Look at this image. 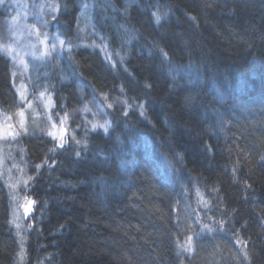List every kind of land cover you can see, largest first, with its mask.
Wrapping results in <instances>:
<instances>
[{
    "label": "trees",
    "instance_id": "obj_1",
    "mask_svg": "<svg viewBox=\"0 0 264 264\" xmlns=\"http://www.w3.org/2000/svg\"><path fill=\"white\" fill-rule=\"evenodd\" d=\"M16 1L0 3V36L12 31ZM55 1L50 32L74 35L86 7L102 37L78 50L84 75L103 88L123 83L118 95L138 103L106 137L75 128L78 117L55 151L47 137L19 138L33 157L25 171L35 203L21 264H264V0ZM103 49L123 56L116 73ZM12 68L0 55L7 114ZM29 69L22 78L37 95L45 77ZM56 93L53 118L79 107L72 85ZM9 213L0 179V264L20 258Z\"/></svg>",
    "mask_w": 264,
    "mask_h": 264
},
{
    "label": "rangeland",
    "instance_id": "obj_2",
    "mask_svg": "<svg viewBox=\"0 0 264 264\" xmlns=\"http://www.w3.org/2000/svg\"><path fill=\"white\" fill-rule=\"evenodd\" d=\"M25 1H29L31 4L34 3V7H33L34 15H31L30 13L27 12V10L23 9L24 3H22V0L20 2L16 1L13 3L15 12L12 14V16L14 15L15 17V20L12 21V23H10V26L12 27V31L9 33V37L15 41V43L12 44V46L15 49L16 53L19 54L21 53V50L23 48L22 46L27 45V38L25 36H22L21 38L20 37L21 34H27L29 36L28 41H30L31 44L34 43L33 35L29 34L32 24L26 26V29L23 28L24 24L29 23L31 20L39 21L41 24L45 20H51V18L55 13V11H53V5L55 4V6L57 7L55 0H25ZM20 3L22 4V7H19ZM87 10L88 9L86 7L81 9L76 19L77 29H79V34L77 36L76 42L84 47L90 46L91 48H95L98 47L96 43H98L100 46L102 37L96 30L93 29V26L89 19V13ZM1 23L2 22H0V25ZM14 36H18L20 38L18 39V37L15 38ZM92 37L95 38L93 40L94 43L91 42ZM17 41L19 42V44H16ZM41 50H43V48H41ZM100 51L103 53L104 58L107 60L110 66L113 63L116 66H118L119 63L123 60V56L119 54V52H117L112 56H106L105 54L107 53L106 50L103 49ZM21 57H23L25 61L29 63L31 62L30 57H26L23 54H21ZM33 69L34 72H37L39 70L36 68ZM13 72L16 73L15 76L12 75ZM22 73H23V66L17 65L15 62H13V68L10 70V79L12 82V88L14 89V92L17 95V99L11 114L3 113L0 111V126L7 127L8 124H12L14 125V128L12 130L20 132V135L15 138H13L12 136L0 137V179L5 185V188L9 196V201H10L9 223L12 229L14 230V232L18 235V241L20 244V253H19L20 258L18 260V264H21L23 260L22 248L25 243L23 232L28 231L27 220L29 219V216L32 212V208L35 203L28 196V192H27L29 188L28 177L30 176L27 175L25 171L27 166L26 158L28 156L30 157L32 156L29 152V149L24 148L23 146L22 149H20V147L17 144L21 136L35 137L41 135L51 139L45 134V132L47 128L50 127V123H51V121H49L48 119V116L49 115L52 116L51 110L55 109L54 107L52 109H46L43 107V104L36 99V96L38 94L33 95V93H31V91L29 90L24 79L22 78L23 77ZM45 79L46 78H42V80L40 81L42 82ZM21 86H23L22 89ZM18 89H21L22 91L25 92V96L27 100L32 101L31 109L24 108L25 126L27 128L26 134L20 131L19 128L20 118L16 115V113L21 108L24 107V101L21 100L20 95L18 94ZM72 109H70L71 111L67 112L68 119L65 124V127L67 129L70 125L69 123L73 121L75 118L78 117L84 118V116H87L92 119L91 113L85 112L83 114H80L79 112H73ZM64 115L56 114L55 116L57 118H53L52 116L53 121L58 123L60 118L63 117ZM95 122H101V121H95ZM67 138H68V131H67L66 142H67ZM19 145L21 144L19 143ZM12 185H15V187H12Z\"/></svg>",
    "mask_w": 264,
    "mask_h": 264
},
{
    "label": "clouds",
    "instance_id": "obj_3",
    "mask_svg": "<svg viewBox=\"0 0 264 264\" xmlns=\"http://www.w3.org/2000/svg\"><path fill=\"white\" fill-rule=\"evenodd\" d=\"M3 0H0L2 3ZM53 11H57L55 4L53 5ZM55 16L51 20H55ZM159 20V17H157ZM51 21L45 20L42 24H34L30 28V35H33L34 43L22 48L21 54L31 58V62L25 61L28 68L34 67L42 70L40 75L46 79L41 82L40 87H47L51 95L54 97L53 107H56V85L63 88L65 85H72L75 94V105L82 106L73 108V112H79L80 114L85 113L84 107L87 106V113L92 114V119H88L84 116L80 123L75 125V128L79 129L81 125L87 128L89 132H101L105 137L111 132H115L117 125L115 120L119 117L127 118L129 111L131 110L134 103H138L133 100L131 103L124 95L126 92L123 83L117 82L112 88H103L97 86L93 81L84 75L82 70V61L79 55V48L82 47L76 42L79 34V29L74 30V35L68 36L58 31H49L48 24ZM43 41V44L40 43ZM8 35L0 36V44H14ZM47 49L43 56H34L33 52L41 51V48ZM9 63L14 61L11 57L0 53ZM111 70L116 73V65L111 64ZM127 71V69H124ZM39 79V77H37ZM89 80V90L85 91L82 82ZM39 90V88H38ZM68 93H63L64 101L67 100ZM139 103H143L142 101ZM89 105L91 107H89ZM64 108V104L61 105ZM95 110V111H93ZM65 115L68 114L64 111ZM102 114V115H101ZM59 115V113H57ZM64 115V116H65ZM143 118V113H140ZM102 121V122H93ZM96 124L93 128L92 125ZM73 135H75L73 133ZM87 144V141H83ZM176 157L182 161L183 157L181 153L177 152Z\"/></svg>",
    "mask_w": 264,
    "mask_h": 264
},
{
    "label": "snow or ice",
    "instance_id": "obj_4",
    "mask_svg": "<svg viewBox=\"0 0 264 264\" xmlns=\"http://www.w3.org/2000/svg\"><path fill=\"white\" fill-rule=\"evenodd\" d=\"M15 20V18H13ZM41 44H43V41H40ZM47 49L46 47L43 48V50L36 52H33L34 56H43L44 52H46ZM0 53L5 54L17 64V65H22L25 70L28 69V65L25 63V60L19 53H16L15 49L13 48L12 44H0ZM13 76L16 75L15 72L12 73ZM23 86H21L22 89ZM21 89H18V94L20 95V98L22 101H24V107L21 108L16 115L20 118L19 119V128L21 132H24L25 134L27 133V128L25 126V119H24V108L31 109L32 108V101L27 100L25 96V92L22 91ZM36 99L39 100L42 104L43 107L46 109H52L53 108V101H52V95L49 92L48 88L45 87L41 89L38 92V95L36 96ZM84 112H87V106L84 107ZM50 123V127L47 128L45 134L50 137L54 141V147L50 149L51 151H55L56 148L63 147V145L66 142V137H67V128L65 127L66 121L68 119V114L65 116L61 117L59 122L53 121V118L51 115L48 116ZM93 128L96 127V124L94 123L92 125ZM14 128V125L8 124L7 127L0 126V137H5V136H12L13 138L18 137L20 135V132L13 131L12 129ZM41 165H37V167H40ZM28 179H31V177H28ZM12 187H15V185H12ZM199 235V234H197ZM189 242H191L192 237L187 238ZM191 247H187L186 251L191 252Z\"/></svg>",
    "mask_w": 264,
    "mask_h": 264
},
{
    "label": "bare ground",
    "instance_id": "obj_5",
    "mask_svg": "<svg viewBox=\"0 0 264 264\" xmlns=\"http://www.w3.org/2000/svg\"><path fill=\"white\" fill-rule=\"evenodd\" d=\"M33 68H34V67H31V68L29 69V71L32 72V71L34 70Z\"/></svg>",
    "mask_w": 264,
    "mask_h": 264
}]
</instances>
